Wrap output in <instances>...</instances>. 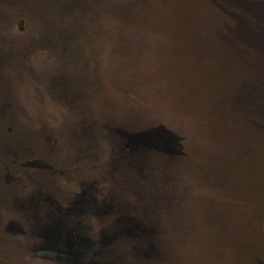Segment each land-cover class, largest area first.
<instances>
[{
	"label": "rangeland",
	"instance_id": "1",
	"mask_svg": "<svg viewBox=\"0 0 264 264\" xmlns=\"http://www.w3.org/2000/svg\"><path fill=\"white\" fill-rule=\"evenodd\" d=\"M18 1L0 0V9L10 14L0 38L18 41L16 112L45 120L49 167L34 168L48 175L38 176L0 151L8 162L0 161V264H131L121 244H101L107 224L97 210L121 211L123 183L135 177L132 150L115 129L160 124L182 138L180 153L139 156L141 168L146 173L153 168L161 180L169 173L201 179L185 182L191 194L184 201L193 209L179 227L190 234L180 233L176 244L185 257L175 264H264V0H112L143 7L167 1L172 9L150 17V29L138 30L151 35L155 46L163 45L160 51L151 44L143 50L129 46L127 57H120L146 63L144 68L118 67L110 54L104 74L97 72L105 47L96 8L91 20L76 14L77 20L55 18L52 38L39 39L36 14L27 0ZM183 5L186 13H173ZM20 19L24 30L18 28ZM227 31L241 41L242 54L217 46L215 35ZM60 156L68 157L66 163ZM19 188L25 196L40 195L38 207L26 212L12 191ZM57 212L64 214L58 226L77 231L80 239L75 255H58L60 260L35 250L34 221L49 222Z\"/></svg>",
	"mask_w": 264,
	"mask_h": 264
},
{
	"label": "water",
	"instance_id": "2",
	"mask_svg": "<svg viewBox=\"0 0 264 264\" xmlns=\"http://www.w3.org/2000/svg\"><path fill=\"white\" fill-rule=\"evenodd\" d=\"M24 2L18 1L21 4ZM136 2L112 0H27L25 5L31 8V11L37 16L38 29H35L34 32L39 39L52 38L49 35L53 32V20L55 18L59 22L65 15L75 17L76 14L91 20L90 14L95 16L96 12L100 13L101 48L105 47V49L99 52L100 60L96 61V63L97 72L104 74V64H107L110 54H115V62L118 67L121 65V68H123V65L126 66L129 63L133 67L140 65V67L144 68L146 63L140 64L141 62L139 63L135 59L132 62L129 59H127V62L123 59L120 60L122 54L127 57V47L133 46L135 50H138V48L143 50L149 44L158 50L163 47L161 44L155 46V41L148 40L149 36L152 37L151 35L138 30L150 29L146 24L150 17L163 11L164 8H172L169 7L167 1H150V3L148 1L144 7L141 3L136 4ZM93 8H96V12L92 14ZM24 10L26 11L27 9ZM185 10L183 5L180 10L173 9V13L179 15V11ZM9 17L10 14L6 9H0V34L6 31L5 26L8 24L7 19ZM75 19L77 20L76 17ZM181 19H179L180 22L186 24V20L184 18ZM0 37L5 36L0 35ZM119 37L129 38L130 41L125 40L122 42L125 44L120 45L117 43V38L119 39ZM4 39L0 38L2 40V43L0 42V151L4 156L18 162L25 169L37 173L38 176L46 177L48 176L46 173L38 172L34 169L42 170L49 167L45 161L47 158L44 145L47 132L46 122L39 116L33 117L30 114L16 112L18 104L15 96L17 93L16 82L21 76L22 69L18 55L19 45H17V40L7 39L4 41ZM106 45H110V50H106ZM93 57L94 55L92 58L89 57V59H93ZM122 73L120 71L119 75ZM117 77L118 75H116ZM130 77L132 76L130 75ZM50 90L52 91L53 88H50ZM58 91H63L62 94L67 96L64 89L60 88ZM135 92L138 93L137 91ZM115 131L125 141V146L132 150L128 153V157L131 158L129 159L130 163H136L134 166L136 167L134 168L136 171L134 179L136 180L133 181L134 179L128 178V181L121 182L123 183V203H121L123 209L121 211L110 210L106 206H100L97 210V214L102 215V219L107 224L102 230L99 240L104 246H119L121 244L124 247L121 250L131 257V264H175L177 258L182 260L185 257L179 254V245L176 244L177 239L180 233L190 234L179 227L180 223L184 221L182 218L187 217V210L193 209L191 208V203L187 205L184 201L191 194L190 191H186L185 182L198 183L201 179L189 177V180H184V178L182 181L177 176L169 173L167 177L161 180V178H157L156 174L151 173L153 168L147 173L141 168L142 163L139 156L143 157L147 154L154 159L164 155L169 158L175 154L174 152L180 153V148L182 147L180 140L182 138L166 126L160 124L141 130L118 128ZM74 149L78 153L81 151V148L78 147ZM120 149L124 150L122 147ZM137 160H139L138 163ZM115 167L117 166L114 164L113 169H116ZM150 177L152 178L150 179ZM12 191L17 196L15 198L18 200V204L26 212H30L34 206L38 207L37 200L40 195L37 198L34 194L25 196L24 191L20 188L12 189ZM81 198L79 197L75 201V205L79 206ZM90 199L94 200L92 197ZM165 214L166 225L165 222L163 223ZM39 217L41 218V216ZM41 220L43 219L41 218ZM63 222L64 214L60 212L53 213V220L49 222L44 223L40 219L39 222L38 220L34 221L36 236L39 237V243L35 245V250L39 252L38 254L41 257L60 260L58 255L62 256L65 253L75 255V251H73L75 247L73 245H76L75 242L80 240L76 235L78 232L71 229L67 231L63 227L58 226ZM90 264H94V260ZM181 264L185 263L182 262Z\"/></svg>",
	"mask_w": 264,
	"mask_h": 264
},
{
	"label": "trees",
	"instance_id": "3",
	"mask_svg": "<svg viewBox=\"0 0 264 264\" xmlns=\"http://www.w3.org/2000/svg\"><path fill=\"white\" fill-rule=\"evenodd\" d=\"M258 1H250V3L249 4H251V5H254V4H256ZM246 8H248V7H246ZM247 12L249 13V11L247 10ZM250 20H252V19H250ZM110 24V23H109ZM18 28H19V30H24V28H23V20L22 19H20V21L18 22ZM228 32V31H227ZM229 33V32H228ZM226 33V32H223V33H221V34H217V35H215V38H216V44H217V46L220 48V49H223L224 51H226L227 53H229V54H231V55H237V54H242V52L244 51L243 50V45H241V41L238 39V38H235L233 35L234 34H232L231 35V33ZM125 40H127V41H130V39L129 38H123V37H119V39L117 38V43L118 44H120V45H124L125 43H122V42H124ZM120 41V42H119ZM58 160L60 161V162H65L66 163V160H68V157L67 156H65V158H64V160L62 159V157L60 156L59 158H58ZM0 161L1 162H7L6 160H4L3 158H2V156L0 155ZM8 163V162H7ZM136 179H134L133 181H135ZM243 197V195L242 194H239V195H236V198H238V199H241ZM235 198V199H236ZM228 199V198H227ZM233 200H234V197H233ZM165 220H166V214L164 215V217H163V223L165 222ZM167 224V222H165V225ZM164 224H163V226H165ZM242 225V224H241ZM241 225L240 226H238L237 225V227L239 228V229H241ZM185 231L187 232L188 230H187V228L185 229ZM237 242L238 241H236V244H237ZM240 244V243H239ZM235 246H237V245H233V247L234 248H236V249H234L233 248V251H235L236 253H237V251H238V249H237V247H235ZM256 259V258H255Z\"/></svg>",
	"mask_w": 264,
	"mask_h": 264
}]
</instances>
